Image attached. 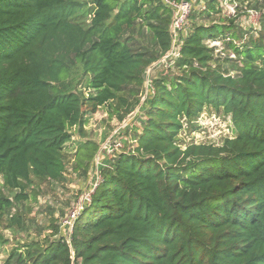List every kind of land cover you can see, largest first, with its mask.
Wrapping results in <instances>:
<instances>
[{"label": "trees", "instance_id": "trees-1", "mask_svg": "<svg viewBox=\"0 0 264 264\" xmlns=\"http://www.w3.org/2000/svg\"><path fill=\"white\" fill-rule=\"evenodd\" d=\"M235 1L258 13L256 27L198 23L222 10L209 0L142 101L147 69L171 48L161 0H0V178L18 190L0 193V209L26 200L34 179L64 180L65 145L101 106L115 101L119 119L141 112L135 146L121 139L97 167L69 237L50 224L0 264H264V0ZM221 33L234 74L209 63ZM204 108L227 115L235 135L181 147L182 119ZM78 149L85 176L98 144Z\"/></svg>", "mask_w": 264, "mask_h": 264}, {"label": "rangeland", "instance_id": "rangeland-1", "mask_svg": "<svg viewBox=\"0 0 264 264\" xmlns=\"http://www.w3.org/2000/svg\"><path fill=\"white\" fill-rule=\"evenodd\" d=\"M237 2L231 0L227 3L228 5H221V12L214 13L202 20L199 19L197 22L204 25L218 24L219 26H225L232 18L236 19L234 25L238 23L246 29L256 27L254 26L258 18L256 14H248L243 7L237 10L235 6ZM201 4L202 2L198 7H201ZM219 29L221 30L222 28L220 27ZM226 29L223 27L224 32ZM248 36L246 35L239 41L236 40L237 43L246 40ZM208 46L211 48L212 57L209 62L211 67L222 71L224 74H234L235 71L232 70L233 62L230 61V58L235 59L237 57L227 45V34H218L217 38L208 41ZM238 65L240 66L241 63L238 62ZM166 67H169L168 62L150 66L146 71L149 81L154 79L158 73L163 72ZM173 71L174 68H169L167 72L172 73ZM144 92L145 90L141 94L142 98L144 97ZM142 98L140 99L142 100ZM123 111L124 108H120L118 111L115 110V101L112 102L111 106H101L94 114L88 117V121L82 127L81 132L74 131L70 141L66 143L63 150L66 162L64 180L41 181L34 179L32 184H26L25 188L22 189L27 196L26 200L21 204L15 202V206L11 208L9 214L0 209V261L4 260L12 248L38 239L39 234L42 237L48 232L46 228L50 224L55 225V228H59L61 235H66L67 228L63 222L77 205L78 200L92 189L93 175L96 172L99 173L97 167L99 168L105 160L115 154V151H119L123 147L121 139L127 141L124 149H131L135 146L131 127H141V121H138V117L141 114L140 108L139 106L135 107L123 119H119L117 112L122 114ZM182 123V128L177 134L178 143L181 147L191 143L220 145L224 138L235 135L229 117L214 111L212 108H204L197 118L182 119ZM120 126L119 134L117 128ZM125 128L126 135H122ZM88 140L96 142L98 149L89 164L87 175L84 176L81 170L83 168L82 165H85V161L79 166V160L80 154L84 157L86 154L83 155L78 147L80 143ZM118 143H120L119 147L110 149L109 144L118 146ZM17 191L4 188L0 178V193L2 195L13 200V196ZM12 215L19 216L21 223L12 222L10 220ZM40 228L44 229L42 233H39Z\"/></svg>", "mask_w": 264, "mask_h": 264}, {"label": "built area", "instance_id": "built-area-1", "mask_svg": "<svg viewBox=\"0 0 264 264\" xmlns=\"http://www.w3.org/2000/svg\"><path fill=\"white\" fill-rule=\"evenodd\" d=\"M161 1L172 12L171 23H170V33L172 39L171 48L167 52V54L161 59V63L168 62L169 64H172L173 59L177 57L179 54L180 42H181L180 37L182 34H185L187 31L191 14L197 9L203 10L205 8L206 3L209 0H201V1L200 0H161ZM217 1L219 2L220 7H222L223 5H228L227 3L231 0H223V1L217 0ZM201 2H202L201 7H198ZM249 13H254L258 17V13H256L255 11H248V14ZM255 25H257V22L255 23ZM151 84H152V80L149 81V78L147 76L145 79V93H144V97L142 98V101L145 100L146 97L148 96V89L152 86ZM119 128L121 129V126L117 128V131L120 134ZM109 145L111 148L109 146L108 148L114 149L116 147H119L120 143L117 144L118 146H115V144L113 145L109 144ZM93 178H94L93 187L90 190V192L84 194L78 200L77 205L70 212L68 218H66L65 221L63 222L64 226H66L67 228V236L71 233L74 225V221L83 210L85 203L89 201L91 192L100 182L101 180L100 173L96 172L93 175Z\"/></svg>", "mask_w": 264, "mask_h": 264}]
</instances>
